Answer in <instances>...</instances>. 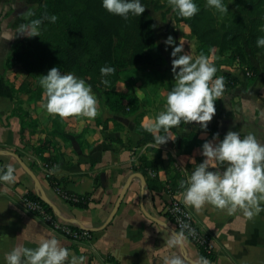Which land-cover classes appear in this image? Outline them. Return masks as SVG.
<instances>
[{
  "label": "crops",
  "instance_id": "crops-1",
  "mask_svg": "<svg viewBox=\"0 0 264 264\" xmlns=\"http://www.w3.org/2000/svg\"><path fill=\"white\" fill-rule=\"evenodd\" d=\"M39 1L0 0V167L11 164L17 177L12 185L0 183V264L18 243L36 248L41 239L52 236L70 251L69 259L82 255L85 264H168L172 258L181 259L182 264H264V211L248 219L242 211L229 215L212 205L196 210L184 203L180 187L204 159L201 146L214 134H219L220 140L228 131L242 136L251 132L264 140V55L247 52L250 64L258 70L249 89L247 75L236 61L217 68L220 74L237 80L236 87L226 91L229 96L222 100V110L215 103L216 112L206 130L196 122H182L171 130L175 141L157 147L147 125L165 109L167 93L175 84L172 50L164 43L171 36L168 27L175 23L168 22L163 33L162 25L152 17L162 57L155 54L154 66L138 65L130 74L125 71L131 68L124 70L114 86L115 91L138 99L135 115L124 117L108 111L102 92L86 81L98 98L97 116L61 118L42 107L43 89L35 84L40 77L30 76L13 58L22 35H16V30L26 25V13ZM191 56L199 55L193 50ZM143 66L154 73V83L144 75L142 88L143 75L139 77L135 71ZM191 133L196 134V141L188 150ZM148 179L156 180L157 187H148ZM123 190L120 206L105 226ZM62 194L86 196L88 203L73 206ZM26 195L38 197L56 221L88 232L90 239L74 242L53 232L24 210ZM170 198L182 201L208 234L213 244L211 259L202 260L184 235L179 243H173L179 232L164 211Z\"/></svg>",
  "mask_w": 264,
  "mask_h": 264
},
{
  "label": "clouds",
  "instance_id": "clouds-1",
  "mask_svg": "<svg viewBox=\"0 0 264 264\" xmlns=\"http://www.w3.org/2000/svg\"><path fill=\"white\" fill-rule=\"evenodd\" d=\"M167 4L182 18H191L200 11L196 0H167ZM227 4L225 0H207V6L220 14L229 12ZM101 6L109 14L125 20L130 15L139 17L146 8L141 0H101ZM32 15L28 11L26 18ZM43 19L55 23L58 17L51 15ZM42 22V19H33L27 25L21 24L16 35H26L25 31L29 29L27 36H40ZM260 31L264 32V27ZM164 43L172 46L171 71L175 84L167 93L165 109L147 125V130L154 134L157 147L174 142L176 136L171 130L182 122L184 125L196 122L206 130L216 112L215 102L225 91L224 77H215L217 68L206 56L201 54L194 59L184 52V43H176L171 36ZM255 43L257 48H264V36L258 37ZM115 71L114 67L107 65L100 68L102 77L112 76ZM101 82L105 86L110 83L108 79ZM39 85L43 89L42 107L48 114L61 118L82 116L94 119L97 116L99 102L92 86L74 73H62L52 67L47 74L40 76ZM218 135L214 134L211 140L202 144L204 159L187 182H181L183 201L196 210L212 205L226 210L229 215L242 211L244 216L252 219L264 211V140L251 132L242 136L238 131H228L220 140ZM16 180L15 168L11 164L0 167V183L12 185ZM181 227L189 228L187 224ZM182 237L183 232L176 234L173 243H179ZM69 257L70 251L52 236L41 239L36 248L18 243L5 254L4 264H85V256ZM168 264H182V261L172 258Z\"/></svg>",
  "mask_w": 264,
  "mask_h": 264
},
{
  "label": "trees",
  "instance_id": "trees-1",
  "mask_svg": "<svg viewBox=\"0 0 264 264\" xmlns=\"http://www.w3.org/2000/svg\"><path fill=\"white\" fill-rule=\"evenodd\" d=\"M225 0L229 12L220 14L207 6V0H196L200 11L191 18H182L176 13V22H183L195 38L198 55L209 56L213 49L220 55L229 53L230 59L239 61L247 68V89L252 87L258 77V70L249 62L246 48L251 55H264V48H257L256 39L264 36V0ZM143 5L148 1L141 0ZM28 17L26 25L33 19H42L40 36H27V30L19 38L13 50L14 61L28 71L32 77L47 74L52 67H57L62 73L72 72L89 82L102 92L105 107L113 114L131 117L139 109L135 97L114 90L126 69L147 63L149 54L155 52L161 57L156 45L153 18L148 12L139 17L129 16L127 20L120 16L109 14L102 6L101 0H43ZM56 15L55 23L45 16ZM165 61L163 60V63ZM111 66L115 74L102 77L100 68ZM249 72L252 73L251 76ZM231 79V84L225 85V90L236 86L237 80ZM108 79L109 85L101 81ZM126 109H128L127 112ZM154 141V138H151ZM120 143V140H115ZM196 134L189 136L188 150L192 149ZM145 175V172L142 171ZM148 187H157V181L147 180ZM68 195V194H67ZM28 197L39 200L46 211L50 208L34 195ZM72 196V195H70ZM78 202L66 200L77 207H85L88 203L86 196H75ZM77 231L79 229L74 228ZM202 260L212 258L199 250Z\"/></svg>",
  "mask_w": 264,
  "mask_h": 264
},
{
  "label": "built area",
  "instance_id": "built-area-1",
  "mask_svg": "<svg viewBox=\"0 0 264 264\" xmlns=\"http://www.w3.org/2000/svg\"><path fill=\"white\" fill-rule=\"evenodd\" d=\"M62 198L72 202H78V198L67 194H62ZM24 210L30 215L38 218L50 228L53 232L69 238L74 242H84L90 239V234L85 231H77L73 227L59 223L53 216L46 211L43 204L39 200L32 199L27 195L22 200ZM165 214L172 222L175 229L181 233L199 250L204 251L207 255L213 254V244L205 230L200 227L194 220L190 210L182 201L176 198H170L165 206ZM182 224H187L188 229H183Z\"/></svg>",
  "mask_w": 264,
  "mask_h": 264
},
{
  "label": "rangeland",
  "instance_id": "rangeland-1",
  "mask_svg": "<svg viewBox=\"0 0 264 264\" xmlns=\"http://www.w3.org/2000/svg\"><path fill=\"white\" fill-rule=\"evenodd\" d=\"M43 0L39 1V5L42 3ZM148 1V4L147 5H144L146 8H145V11L148 12L156 21L157 25H162V32L165 33L166 30H167V27L169 26V23L173 24L175 23V25H172L170 27H168V32H170V35L173 37V35H176L177 37L174 36V41L176 43H179V42H182L184 43V52L188 55H193V50H196V46H197V43H196V40L194 37L191 36L189 32V29L188 27L183 23V22H176L174 17H173V11L171 10V8L168 6L167 4V0H146ZM37 4V3H36ZM38 5V6H39ZM169 22V23H168ZM184 25H182V24ZM158 27V26H157ZM28 33H30V30L29 29H26ZM24 35L22 34L21 35V38L23 37ZM166 49L167 50H172V46H166ZM247 52L249 51L247 48H246ZM155 52L150 53V55L148 56V59H147V63H145V65H149L150 67L151 66H154L155 62H156V56H155ZM207 58L209 59L210 62H212L214 64V66L216 68H219V67H222V66H229V65H234L233 64V61L230 59V56H229V53L227 54H223V55H220L218 53V50L217 49H213L209 56H207ZM237 64H238V67L244 72V70H246L247 68L245 67L244 64H242L241 62L239 61H236ZM141 70L140 71H135L136 72V75H138L139 77H141L143 75V78H140V82L142 83L144 80V75H148L147 77L148 78H152L150 79V83H154L153 82V75L154 73L151 71V69H148V68H145L144 66L143 67H140ZM132 70L133 68L129 69L128 71H125L127 74H130L132 73ZM135 70V69H134ZM146 70H149L148 72H146ZM153 70V69H152ZM250 75L248 76H251L252 73L249 72ZM219 76H223L224 77V81H225V85H229L231 84V79L230 78H226V75L225 74H220L218 71L216 72L215 74V77H219ZM214 77V78H215ZM35 84L39 85V80L36 79V82ZM169 84H172L171 82H169ZM140 87H144V83H142L140 85ZM139 87V88H140ZM236 86L230 88V89H234ZM122 89V88H121ZM117 92H120V91H117ZM121 93V92H120ZM226 90L224 91V94L222 95V97L218 100H216L215 103L219 104V107L220 109L222 110V100L224 98H228V93L226 94ZM126 95H129V94H126ZM131 96V95H129ZM138 101V99H137ZM128 111V109L126 110Z\"/></svg>",
  "mask_w": 264,
  "mask_h": 264
},
{
  "label": "water",
  "instance_id": "water-1",
  "mask_svg": "<svg viewBox=\"0 0 264 264\" xmlns=\"http://www.w3.org/2000/svg\"><path fill=\"white\" fill-rule=\"evenodd\" d=\"M14 155V154H12ZM16 159L18 160L19 164L21 165V167L33 178V180H35V182H37L36 178L34 177V175L32 174L31 170L20 160V158L18 156H16ZM123 193H124V190L121 192L115 206H114V209L111 213V217L107 220V222L105 223V226L110 222V220L112 219V217L114 216L115 212L117 211L118 207L120 206V203L122 201V197H123ZM157 221V220H156Z\"/></svg>",
  "mask_w": 264,
  "mask_h": 264
}]
</instances>
